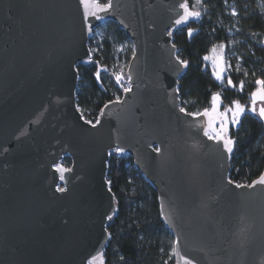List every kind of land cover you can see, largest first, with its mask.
I'll list each match as a JSON object with an SVG mask.
<instances>
[{
  "label": "water",
  "instance_id": "obj_1",
  "mask_svg": "<svg viewBox=\"0 0 264 264\" xmlns=\"http://www.w3.org/2000/svg\"><path fill=\"white\" fill-rule=\"evenodd\" d=\"M181 2L111 0L89 34L79 0H0V264H105L109 153L131 158L156 192L175 264H264V185L229 183L231 156L204 136L206 118L179 111L186 67L173 35L192 20L175 23ZM109 21L132 45L131 90L93 128L77 107V66L91 64L89 40ZM56 165L71 169L63 180Z\"/></svg>",
  "mask_w": 264,
  "mask_h": 264
},
{
  "label": "trees",
  "instance_id": "obj_2",
  "mask_svg": "<svg viewBox=\"0 0 264 264\" xmlns=\"http://www.w3.org/2000/svg\"><path fill=\"white\" fill-rule=\"evenodd\" d=\"M99 2L105 4L107 0ZM188 3L191 7L194 0ZM233 9L236 16L231 14ZM196 10L201 12V17L192 18L185 28L173 35L177 56L188 61L179 79L180 106L186 113L202 111L210 107L214 92L221 94V111L233 100L250 105L255 79L264 78V0H203V7ZM189 28L194 30L191 36ZM99 29L101 36L93 38ZM93 34L89 40V49H95L91 64L77 66L76 103L83 118L95 123L105 104L121 98L123 90L115 82L112 71L118 61L124 60L123 76L126 77L132 45L111 21L97 27ZM220 43L234 56L228 59L231 67L224 80L218 82L211 64L203 57L210 54L213 45ZM120 45L126 46L123 52L117 50ZM97 71L106 74L109 82L101 78V74L97 80ZM245 71L248 75H244ZM228 77L236 88L227 85ZM241 80L244 81L243 91L239 89ZM229 128L230 135L236 139L229 179L236 184H250L264 167V125L256 113L246 111L239 126L229 125ZM62 165L69 167V158H64ZM107 181H111L109 187L115 197L117 213L107 225L111 235L104 250L105 264H165L167 259L169 264H175L174 239L162 220L156 192L134 168L131 158L110 155Z\"/></svg>",
  "mask_w": 264,
  "mask_h": 264
},
{
  "label": "snow or ice",
  "instance_id": "obj_3",
  "mask_svg": "<svg viewBox=\"0 0 264 264\" xmlns=\"http://www.w3.org/2000/svg\"><path fill=\"white\" fill-rule=\"evenodd\" d=\"M80 5L83 8V20L87 27V31L89 34H91L92 26L89 23V17H95L96 19H101L98 15L99 12H106L109 8H111V0H108V3L101 4L99 0H79ZM198 7H203V0H194V4L190 7L188 0H183L179 4V8L183 10V13L179 15V17L175 20V23L177 25L180 24H186L189 20V18H196L199 19L201 17V12L199 10H196ZM233 16H236V10L233 9L232 13ZM193 29H188L189 36L192 35ZM169 36L172 35L171 32L168 33ZM255 35V34H253ZM226 45L224 43L216 44L211 47L209 50L210 54L205 55L203 59L205 61H211L212 66V74L218 81L224 80V73L227 71L228 68L231 67L230 64H228V61L225 59L223 55V51L225 49ZM173 48H175V45H173ZM95 51V49H89L88 50V59L85 61L91 62L92 60V52ZM135 55V53H133ZM176 60L178 64L187 67L188 61L180 59L179 56H176ZM98 63V62H97ZM106 70V69H105ZM237 71H239V68H237ZM96 78L97 80L100 79V73L99 71L96 72ZM112 75L114 76L116 82L118 84H121V81L124 79L123 76V69L121 68V71L119 72H113ZM244 75H248L247 71H245ZM253 75H255L253 73ZM128 80H131V76L129 75L127 77ZM227 85L236 88L237 85L233 82L231 77L227 78ZM121 87H123L124 92H129L131 90L130 87H124L123 84H121ZM244 88V81L241 80L239 82V89L243 91ZM176 92L179 91V89L175 90ZM250 105H244L239 100H233L231 104L227 106H223V111H221L222 106V97L219 92H214L211 95L210 98V107L204 108L202 111H197L195 113L188 112L186 113L189 116L193 117H199L203 116L206 118V120L203 122L202 125V131L204 136L208 137L210 140L216 141L219 145L222 146V150L224 153H227L229 157L234 151L235 145H236V139L230 135V128L229 125H232L234 127H238L240 124L241 116L246 112L256 113L258 117L262 120H264V78H256L255 79V88L250 93ZM116 102H119V97H117ZM111 103V101H110ZM259 104V107H257ZM107 105H105V108ZM79 110V109H78ZM103 109H101V114H103ZM179 111L184 113L186 112L185 108L180 107ZM86 123L90 124L93 128H95L97 125L100 124L99 117L96 119L95 123L92 121H86ZM218 125V126H217ZM156 152H159L160 149L156 148L154 149ZM116 153H121L124 151L123 148L116 147L114 149ZM112 153H109L111 155ZM55 170L59 172L60 179H64L63 173L65 171H71V169L63 168L60 165L55 166ZM109 185L111 184V181L107 182ZM229 183H232V181H229ZM256 184L264 185V172H262L258 179H255L251 182V184H248L247 187L251 188L255 186ZM236 187H244V185L236 184ZM109 192H111V188L109 187ZM58 192L65 191L64 188L57 187ZM112 200H115V197H112ZM117 210L113 208L112 215H108L106 218L111 221L113 217L116 215ZM163 214V213H162ZM105 232H107V229H105ZM111 235L110 233L108 234ZM172 254L173 255H179L178 251V241L172 242ZM181 259L184 260V264H194V262L191 259H188L186 257H181ZM93 261L100 260V264H103L102 260V254H97V256H94L92 258ZM91 264V262H90Z\"/></svg>",
  "mask_w": 264,
  "mask_h": 264
},
{
  "label": "rangeland",
  "instance_id": "obj_4",
  "mask_svg": "<svg viewBox=\"0 0 264 264\" xmlns=\"http://www.w3.org/2000/svg\"><path fill=\"white\" fill-rule=\"evenodd\" d=\"M231 13H232V10H231ZM101 36V30L99 29V30H97V31H95L94 32V34H93V38H95V39H98L99 37ZM126 48V46L125 45H120V46H118L117 47V50L119 51V52H123V50ZM223 55H224V57H225V59L228 61V64H229V58L230 57H233L234 55L233 54H230V52H229V50L227 49V50H225L224 49V51H223ZM209 63L211 64V61L209 60ZM121 68L123 69V72H124V69H125V62H124V60H120V61H118V64L114 67V69H113V71L112 72H119V71H121ZM211 68H212V66H211ZM230 68H228L227 69V71L229 70ZM226 71V72H227ZM101 71H99V73H100ZM225 72V73H226ZM225 73H224V76H225ZM101 74V73H100ZM106 77V74H101V78H105ZM126 78V77H125ZM123 79L122 81H121V84H123L124 85V87H128V82H127V78L126 79ZM215 78V77H214ZM115 79V78H114ZM105 80L107 81V82H109V79H106L105 78ZM218 81V80H217ZM115 82H116V80H115ZM218 82H220V81H218ZM117 83V82H116ZM118 84V83H117ZM121 84H118V86H120L121 87ZM121 89L123 90V87H121ZM123 92H124V90H123ZM120 99V98H119ZM259 105V104H258ZM61 164H62V162H61ZM169 262V259H167V261L165 262V264H169L168 263Z\"/></svg>",
  "mask_w": 264,
  "mask_h": 264
}]
</instances>
